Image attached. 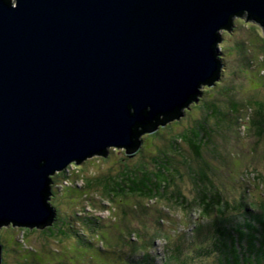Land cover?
<instances>
[{"label": "water", "instance_id": "water-1", "mask_svg": "<svg viewBox=\"0 0 264 264\" xmlns=\"http://www.w3.org/2000/svg\"><path fill=\"white\" fill-rule=\"evenodd\" d=\"M236 16L264 0H0V227L52 225L54 174L197 101Z\"/></svg>", "mask_w": 264, "mask_h": 264}, {"label": "rangeland", "instance_id": "rangeland-1", "mask_svg": "<svg viewBox=\"0 0 264 264\" xmlns=\"http://www.w3.org/2000/svg\"><path fill=\"white\" fill-rule=\"evenodd\" d=\"M234 21L236 22L231 28L221 31L220 58L226 57L225 62H222L221 75L215 84L202 86L199 95L206 103L215 102L223 114L205 108L204 102L203 105H196L201 107L194 108L196 100L191 101L190 108L178 123H172V127L163 126L146 135L138 153H128L133 155L126 156L125 150L111 148L105 157L94 156L79 164L86 180L88 178L91 182H96L101 178L114 177L123 169V163L136 167L143 161H149L160 151L170 149L174 137L191 127L197 128L201 122L207 127V131L211 129V141L208 146L203 147V157L216 170L213 177L219 182L222 192L229 199L245 195L258 206L264 202V141L259 142L251 128L240 129L239 124H235L228 116L231 114L229 106L235 105L234 102L242 107L253 97L264 98V29L255 20H248L245 16H236ZM180 147V154L174 153L178 156L176 165H179L183 174L180 179H176L180 190L191 200L195 186L188 163L194 158V149L184 141L180 142ZM172 150L177 149L173 147ZM181 160L183 163H180ZM60 179L61 177H57L55 180ZM73 185L63 190L61 188L57 197L52 196L50 199L59 214L56 224L61 222L60 217L67 220L64 226L59 223L56 231L61 227L66 234L55 236L47 235L49 229L44 228L31 229L13 224L2 226L1 264H120L125 261L118 249L124 248L123 250L131 252L128 247L116 243L119 236H126L125 240L132 241L135 251L132 254L143 261L144 252L140 253L133 242L136 241V236L127 237L135 230H142V227H148L144 230L152 231L156 237L154 243H149L147 251L150 255L146 252L153 264H175L167 250L181 239L183 242L198 241L206 246L211 244L210 229L212 224L214 226L212 218H202L196 209L190 211L189 207H182L176 202L162 199L150 201L130 195L113 200L105 194L101 184H94L92 188ZM260 208L261 206L257 208L258 212H261ZM260 215L255 214L258 217ZM161 218L164 221H160ZM86 219L94 222L93 224H100V233L110 240L106 239L105 243L99 238L93 240L96 234ZM74 220L80 221V224ZM71 223L75 224L77 230L87 233V248L80 246V242L77 243V237L73 236L76 234L72 232L74 228L69 229ZM93 242V245L88 246ZM98 248L102 250L98 251ZM185 252L191 254L186 248Z\"/></svg>", "mask_w": 264, "mask_h": 264}, {"label": "trees", "instance_id": "trees-1", "mask_svg": "<svg viewBox=\"0 0 264 264\" xmlns=\"http://www.w3.org/2000/svg\"><path fill=\"white\" fill-rule=\"evenodd\" d=\"M246 19L253 20L247 16ZM262 71L264 72V70ZM216 81L217 78L213 77L210 85L215 84ZM199 97L198 100L194 102V108L196 105H203L204 102L203 106L205 108H210L212 111L222 113L215 102L211 101L210 103H206L207 101H203V97ZM234 104L235 105L229 106L231 114L228 116L233 119L235 124H239L240 129L244 128V130H249L251 128L256 133L259 142L264 141V98L258 99L253 97L246 101V104L242 107H240L237 102H234ZM189 106L188 104L180 109V113L177 112L175 116H163L156 124L155 131H157L158 128H163V126L170 125V127H172V123H178L184 116V112L190 108ZM224 113L227 114L225 111ZM203 124L200 122L197 128L191 127L181 132L171 141L170 149L163 150L162 152L160 151L158 155L152 156L149 161H143L136 167L130 166L128 163H123V169L118 174L114 175V177H105L96 182H91L88 178L86 180V175L79 168V164L72 162L64 170L57 172L51 177L52 196L57 197V192L65 185L64 182L66 180L70 181L72 184H75L79 180H83V186H73L92 188L94 184L95 186L101 184L105 194L113 200L130 195L150 201L162 199L176 202L182 207H189L190 211L196 209L202 218H212L214 226L212 224L210 229L212 240L209 246L202 245L198 241L183 242L181 239V241H176L174 243L175 246L169 247L167 250V253H169L168 256L174 260L173 262L175 264H264V202H261V212H258L257 208L260 206L249 200L247 196L239 195L238 198L229 199L227 195L223 193L224 191L222 192L219 182L213 177V174L216 175V170H214L213 166L203 157L202 149L204 146H208V142L211 141V129L207 131L205 129L207 127ZM248 124L249 128H247ZM150 133L151 129H145L144 133H142L140 138L142 144L145 141L146 135ZM182 141L187 142L194 149V158L188 163L189 172L195 186V193L191 200L180 190V184L177 183L176 179H180L183 173L179 165H176L178 156H176L174 152H177L178 155L180 154V142ZM142 144L140 146H142ZM173 147L177 150H172ZM138 152L139 150L136 151V153ZM126 154V156L133 155ZM95 156L105 157L104 155ZM180 163H183L182 160ZM75 168H77V170H75ZM74 174L75 176H73ZM57 177H61V179L59 181L55 180ZM66 187L68 186L64 188ZM139 205L141 206L142 204ZM256 213H260L261 215L259 217L255 216ZM212 214L218 216L212 217ZM244 215H246L245 218L243 217ZM58 217L59 214L57 211L54 223L44 228L49 229V232L46 233L47 235L54 234L56 236L57 234H66L65 229L61 227L56 231L59 223L64 226L67 222V220H63L60 217L59 221L61 222L56 224ZM96 218L94 219L95 221H97ZM86 220L90 223L91 230L96 234L93 240L99 238V240L105 243L106 239L109 238L105 234L100 233L101 225L93 224L94 222L92 223L89 219ZM159 220L164 221V218ZM74 221L80 224V221ZM95 225H97L98 229ZM70 228H74L72 232L76 234L73 236L77 237V243L80 242V246L87 248V242L85 240L87 233L84 230H77L74 223H71L69 229ZM145 228L148 227H142V230H135V232H131L129 236H127L129 238H131V235L136 236L134 239L136 241L133 242L136 244L135 248H138L140 253L144 252V260L139 261L132 254L135 253L133 245H131L132 241L129 242V239L125 240L126 236L124 237L125 239L119 236L116 243L123 244V246L128 247V250L131 252L129 253L123 250L124 248L118 249L120 250L121 257L125 261L120 264H153L151 261L152 258L149 256L150 253L147 250L149 249V243H154L156 237L151 233L152 231H145ZM147 242L148 244H146ZM93 244L94 242L89 243L88 246ZM102 246L104 249L106 248L103 244ZM112 246L113 245H111V247ZM82 247L80 248L81 250ZM185 248L190 250L191 254H187ZM97 250L100 251L102 249L98 248ZM146 252H148L147 254L149 255L146 256ZM192 252L196 253V255Z\"/></svg>", "mask_w": 264, "mask_h": 264}, {"label": "built area", "instance_id": "built-area-1", "mask_svg": "<svg viewBox=\"0 0 264 264\" xmlns=\"http://www.w3.org/2000/svg\"><path fill=\"white\" fill-rule=\"evenodd\" d=\"M76 183H77L78 185H80V184L83 183V180H79V181L76 182ZM64 184H65V185H63L62 188H64L65 186H69V185H71L72 183H71L70 181L66 180V181L64 182Z\"/></svg>", "mask_w": 264, "mask_h": 264}, {"label": "clouds", "instance_id": "clouds-1", "mask_svg": "<svg viewBox=\"0 0 264 264\" xmlns=\"http://www.w3.org/2000/svg\"><path fill=\"white\" fill-rule=\"evenodd\" d=\"M154 132V131H153ZM77 186H83L84 185V182L82 183V184H80V185H78L77 183H75ZM71 185H73V184H71ZM75 185V186H76ZM61 189V188H60ZM63 189V188H62ZM53 205V204H52ZM54 206V205H53ZM5 226V225H4ZM7 226H9V225H7ZM23 227V226H22ZM25 228H28V227H25ZM31 229H34V228H31Z\"/></svg>", "mask_w": 264, "mask_h": 264}, {"label": "bare ground", "instance_id": "bare-ground-1", "mask_svg": "<svg viewBox=\"0 0 264 264\" xmlns=\"http://www.w3.org/2000/svg\"><path fill=\"white\" fill-rule=\"evenodd\" d=\"M185 109V108H184ZM14 226H16V225H14Z\"/></svg>", "mask_w": 264, "mask_h": 264}]
</instances>
